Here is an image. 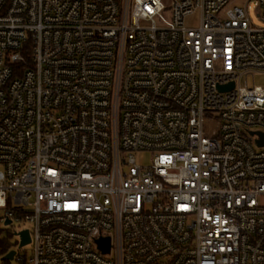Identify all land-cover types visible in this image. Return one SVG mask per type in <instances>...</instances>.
Instances as JSON below:
<instances>
[{
	"label": "built area",
	"instance_id": "1",
	"mask_svg": "<svg viewBox=\"0 0 264 264\" xmlns=\"http://www.w3.org/2000/svg\"><path fill=\"white\" fill-rule=\"evenodd\" d=\"M229 2L0 0L4 260L264 264V27Z\"/></svg>",
	"mask_w": 264,
	"mask_h": 264
},
{
	"label": "rangeland",
	"instance_id": "2",
	"mask_svg": "<svg viewBox=\"0 0 264 264\" xmlns=\"http://www.w3.org/2000/svg\"><path fill=\"white\" fill-rule=\"evenodd\" d=\"M172 0H166V3H171ZM249 4L248 12L252 19V22L256 26L264 27V22L261 20L260 17V9L256 5V0H230L229 6L239 5V6H246ZM199 13H196L195 15L187 18V24L188 25H196L198 23ZM247 82L249 84H257V85H264V75L262 74H256L255 76H249L247 79ZM243 83H245V79H243ZM135 157L139 163L143 164H149L152 160V155L150 153H142V152H136ZM27 225H13V226H7L4 228H0L3 230L2 233H0V241H6L8 242L13 249L15 246V243L18 241L19 236L15 234V231L17 232L21 228L26 227ZM27 248V252H29V247ZM2 253H0V264H18L17 260L7 261L3 259Z\"/></svg>",
	"mask_w": 264,
	"mask_h": 264
},
{
	"label": "water",
	"instance_id": "3",
	"mask_svg": "<svg viewBox=\"0 0 264 264\" xmlns=\"http://www.w3.org/2000/svg\"><path fill=\"white\" fill-rule=\"evenodd\" d=\"M230 86L232 87L233 83H231ZM221 88H225V86L221 87ZM261 143H263V141H261ZM20 234L22 236L21 245H25V244L30 242V235H29V231L27 229L21 231ZM100 242H101V245L103 246L104 250H109V238H103L100 240ZM13 255H14V251H11L7 255V258H13Z\"/></svg>",
	"mask_w": 264,
	"mask_h": 264
},
{
	"label": "trees",
	"instance_id": "4",
	"mask_svg": "<svg viewBox=\"0 0 264 264\" xmlns=\"http://www.w3.org/2000/svg\"><path fill=\"white\" fill-rule=\"evenodd\" d=\"M10 248V244L6 241H4L0 248V253H5Z\"/></svg>",
	"mask_w": 264,
	"mask_h": 264
}]
</instances>
